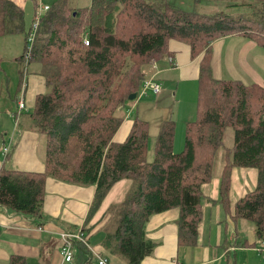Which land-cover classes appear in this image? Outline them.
<instances>
[{"label": "trees", "instance_id": "trees-1", "mask_svg": "<svg viewBox=\"0 0 264 264\" xmlns=\"http://www.w3.org/2000/svg\"><path fill=\"white\" fill-rule=\"evenodd\" d=\"M203 1L228 3L229 11L246 10L234 16L221 9L201 13L198 8ZM48 12L32 47L16 58L20 91L27 86L28 75L23 74L30 73L31 64L46 78L47 90L37 95L28 114L32 128L44 136L46 171H17L5 163L0 170V205L42 218L45 184L52 177L95 185L94 211L115 183L131 179L132 188L116 207L120 208L118 221L106 243L129 264H141L156 246L146 234V224L156 213L179 208L180 242L195 244L203 215V189L211 181L217 151L224 148L221 203L231 207L228 190L234 167L257 168V187L237 201L234 216L252 222L257 239L264 242V81L217 79L212 67L213 43L218 38L243 35L264 47L260 34L264 0H195L193 12L169 0H92L85 8L58 0ZM132 17L142 26L133 23ZM24 32L25 11L13 0H0V35ZM85 32L89 45L81 42ZM172 39L187 42L193 56L203 55L198 116L187 123L186 146L179 153L173 150L175 121H165L156 157L150 161L148 123L137 119L128 137L115 142L125 119V114H115V108L130 101L144 76H153L155 62L171 54ZM69 83L74 84L71 89ZM229 130L232 144L225 140ZM241 244L248 243L234 246ZM77 245L83 264H88L89 248ZM10 264L26 261L13 255ZM231 264H236L234 257Z\"/></svg>", "mask_w": 264, "mask_h": 264}, {"label": "crops", "instance_id": "crops-1", "mask_svg": "<svg viewBox=\"0 0 264 264\" xmlns=\"http://www.w3.org/2000/svg\"><path fill=\"white\" fill-rule=\"evenodd\" d=\"M203 3L204 1L202 6H204ZM232 36L238 37L231 38ZM251 39L243 35H228L215 40L212 59L215 78L263 83L264 47L252 39L259 45L258 47ZM242 46L250 50V53L246 51L243 53V64L248 72H243L236 64ZM169 50L170 55L173 56H164L153 65V76L163 84L162 92L156 96H162L165 92L172 93L178 107L187 114L185 115L187 121H192V109L194 102L196 103L198 99V80L203 55L193 56L191 46L177 39L169 42ZM249 56H251L250 62L246 60ZM2 73L3 71L0 72V76ZM5 77L7 78L6 75ZM18 77L20 80L19 72ZM3 80L1 79L2 84ZM9 82L10 80L7 79V85ZM46 90V78L38 69L35 74H29L27 88L24 91H20L19 85L17 90L9 91L7 94L1 90L0 170L5 163H8L9 167L17 171L35 173L46 171L45 155L40 153L43 135L32 128L31 121L28 119V114L32 112L36 104L37 95L45 93ZM23 97L26 109L19 115L21 124L18 126L15 114L18 111V103ZM143 98L135 99L133 108L129 112L126 110L125 119L114 136L115 142H122L128 137L134 124L131 120L132 112ZM149 129L148 125V131ZM9 138L12 142L11 150L5 156L3 148ZM225 140L231 142V136L228 139L225 136ZM233 142L234 139L231 143ZM220 159H222L223 173L224 148L217 151L211 181L203 189L201 200L203 215L195 244L180 242L178 221L181 212L179 208L156 213L146 224L147 237L154 241L156 246L152 255L143 259L141 264H231L233 257L236 264H264V251L257 249L261 244L257 237L254 242L246 238L247 245L234 246L236 243H242L244 238L240 234L244 219L234 216V208L231 206L226 209L225 216L220 212L216 214V211H212L213 207L221 209L218 205L222 204L221 179L217 187L216 182H213L215 164L217 165ZM95 194V185L49 177L45 184L42 218L27 217L0 205V264H10L13 255L25 259L26 264H83L85 258L80 253L77 243L72 262H66L60 252L63 245L61 233L63 231L77 232L80 229L88 238L89 246H86L91 254L88 264H99L100 257L106 258L109 264H129L124 257L107 246L109 217L106 214L98 219L99 208L92 211ZM210 200L213 203H210Z\"/></svg>", "mask_w": 264, "mask_h": 264}, {"label": "rangeland", "instance_id": "rangeland-1", "mask_svg": "<svg viewBox=\"0 0 264 264\" xmlns=\"http://www.w3.org/2000/svg\"><path fill=\"white\" fill-rule=\"evenodd\" d=\"M13 1H15L25 11V32L18 33V34H12L8 36H0V56L2 58V68H3L2 75L4 74L3 76L1 75L2 77L0 76L1 77L0 78V92L2 90L3 93H6V94L9 91L11 92L13 90H17L18 88L19 77H18V65H17L16 58L21 57L25 53L27 47H30V48L32 47L33 42L32 41L26 42V40L29 39L31 34L35 33L33 24L35 22V10H36L37 5L41 3L43 5H47L52 8L58 2V0H41V1L40 0H13ZM148 1H153V0H148ZM169 2L180 7L181 9L185 11H188V12L195 11V0H169ZM68 3L78 8H85V7H88L92 3V0H68ZM219 4H213L211 2L204 1L203 3L204 6H201L200 8H198V10L201 13H205V12H208L209 10L217 11V9L215 8H219L221 10H225V12L230 13L233 16L246 10V9L237 8V9H233L229 11L228 9H226L229 5L228 3H219ZM212 7H215V8H212ZM132 22L135 24L138 23L139 25H141L138 22V18L136 17L135 18L132 17ZM260 34L264 36V30H261ZM83 35L81 38V42L85 43L86 45H89L86 42L87 40H89L88 32H85ZM237 37L238 36H232L231 38H237ZM251 41L255 43L256 45H258L252 39ZM244 51H246L247 53H250L249 49L247 50L245 46H242L240 49V54L238 55L236 59V64L240 67V69L243 72H248V69H246L243 64ZM246 60L250 62L251 56H249ZM136 61L138 62V60ZM33 64H31V67L28 69L31 74L36 73L37 67ZM253 67H255V65ZM26 74L29 76V74L25 71L23 75H26ZM5 75L7 76V78L5 77ZM148 77L144 76V78L141 80L140 87H139L140 89L138 92L142 90L143 80L147 79ZM1 79H4L3 84L1 82ZM7 79L10 80L9 85H7ZM63 81H61V83ZM76 83H79V82H76ZM27 84H28V78H27ZM73 85L74 84L69 83L68 86L71 89ZM134 102H135V99L130 100L126 104L118 105V107L115 108L116 110L115 114L119 112V114L126 115V110L127 112H129V110L133 108ZM128 105L130 106L129 109H127ZM132 113H133V115L131 116L132 121L141 119L142 121L148 122V125L150 128L148 131V136H149L148 153H147L148 160L153 161L155 159L158 137L161 133V129H162L164 122L169 119H172L175 121V136H174V145H173L174 152L179 153L185 149L186 127H187V123L190 121H187L186 119L187 117H185V115L187 114L185 113V111H183L181 108L178 107L176 103V98L173 97L172 93L165 92L162 96L157 97L152 92H149L148 95L144 97L137 104V106L135 107ZM192 113H193L192 115L193 120L197 119V116H198V103L197 102L196 103L194 102ZM164 118L166 119L163 120ZM23 121H27V120L23 119ZM225 136H226V139H228L229 136H231V142L233 141V137H232L230 130L226 133ZM42 138L43 140H42V144L40 147V153L42 155H45L44 136ZM231 142H227V143L232 144ZM221 160L222 159H220L217 165L215 164L216 169L214 168L213 182H216V187L219 184L221 175H222ZM132 184L133 182L131 179H123L120 182L115 183L111 187V189L108 191L105 199L102 201V205L99 207V210L97 211V216L99 217L98 219H100L103 215L106 216V214H108V217H109L108 227L110 231L114 230L115 224L118 221L117 218L119 216L118 212L120 208L116 209V207H119L122 204V202L126 199L128 192L132 188ZM257 184H258V169L257 168L243 167V166L234 167V169H232V172L230 174L229 190H228V197H229V201H230L232 208L235 207L237 201L241 197L245 196L248 192L255 189L257 187ZM210 201H211L210 203H213L212 200ZM218 206L219 207L221 206V209L218 207H213L212 211L213 210L216 211V214L220 212L221 215L225 216V213H226L225 205L221 204ZM111 211H114L115 215L113 213L111 214ZM223 226L225 228V224ZM254 227L255 226L252 222L246 219L242 220V229H241L242 232H240L241 236H244L242 243H245L246 238H249L250 242L256 241V233H255Z\"/></svg>", "mask_w": 264, "mask_h": 264}, {"label": "built area", "instance_id": "built-area-1", "mask_svg": "<svg viewBox=\"0 0 264 264\" xmlns=\"http://www.w3.org/2000/svg\"><path fill=\"white\" fill-rule=\"evenodd\" d=\"M50 6L43 5L39 3L35 10V22L33 24V28L35 30V33L31 34L29 37V41L34 42L36 31L39 28V25L43 19V17L46 15V13L49 11ZM87 44H89V40L86 41ZM163 84L159 80L155 79L154 76L148 77L147 79L143 80V87L140 92H137L136 99L139 100L145 96L148 95L149 92H152L155 95H158L162 92ZM26 109V103L24 98H21L18 103V111L15 114L16 119H19V115L21 112H23ZM18 124V121H17ZM11 139L7 141L3 148V154L6 156L10 150H11ZM61 238L63 241V245L61 247V255L63 256L64 260L66 262H72L75 256L74 250H75V244L77 242L84 243L85 245L89 246L88 238L86 237V233L83 230H78L77 232H67L63 231L61 233ZM259 251H264V242H261V244L257 248ZM99 264H109L108 260L104 257H100Z\"/></svg>", "mask_w": 264, "mask_h": 264}, {"label": "water", "instance_id": "water-1", "mask_svg": "<svg viewBox=\"0 0 264 264\" xmlns=\"http://www.w3.org/2000/svg\"><path fill=\"white\" fill-rule=\"evenodd\" d=\"M129 98L130 100H134L136 98V93H133Z\"/></svg>", "mask_w": 264, "mask_h": 264}, {"label": "clouds", "instance_id": "clouds-1", "mask_svg": "<svg viewBox=\"0 0 264 264\" xmlns=\"http://www.w3.org/2000/svg\"><path fill=\"white\" fill-rule=\"evenodd\" d=\"M137 94V93H136ZM136 99V98H135Z\"/></svg>", "mask_w": 264, "mask_h": 264}]
</instances>
